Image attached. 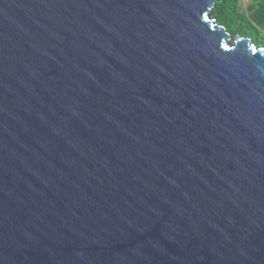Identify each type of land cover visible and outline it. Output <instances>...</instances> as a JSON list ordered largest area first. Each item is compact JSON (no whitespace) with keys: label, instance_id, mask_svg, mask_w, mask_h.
<instances>
[{"label":"water","instance_id":"1","mask_svg":"<svg viewBox=\"0 0 264 264\" xmlns=\"http://www.w3.org/2000/svg\"><path fill=\"white\" fill-rule=\"evenodd\" d=\"M216 0H0V264H264V46Z\"/></svg>","mask_w":264,"mask_h":264},{"label":"trees","instance_id":"2","mask_svg":"<svg viewBox=\"0 0 264 264\" xmlns=\"http://www.w3.org/2000/svg\"><path fill=\"white\" fill-rule=\"evenodd\" d=\"M214 17L233 37L241 34L264 46V0H216Z\"/></svg>","mask_w":264,"mask_h":264}]
</instances>
